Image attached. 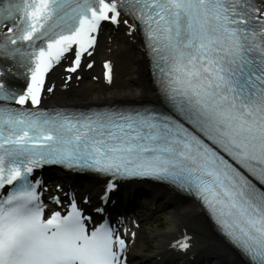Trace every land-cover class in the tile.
<instances>
[{
	"label": "snow or ice",
	"instance_id": "6c2138e0",
	"mask_svg": "<svg viewBox=\"0 0 264 264\" xmlns=\"http://www.w3.org/2000/svg\"><path fill=\"white\" fill-rule=\"evenodd\" d=\"M102 22L142 39L154 98L39 106L56 66L65 80L92 68ZM50 165L101 183L49 187ZM130 177L191 196L247 264H264V0H0V264H127L135 233L108 207Z\"/></svg>",
	"mask_w": 264,
	"mask_h": 264
},
{
	"label": "bare ground",
	"instance_id": "6f19581e",
	"mask_svg": "<svg viewBox=\"0 0 264 264\" xmlns=\"http://www.w3.org/2000/svg\"><path fill=\"white\" fill-rule=\"evenodd\" d=\"M90 59L92 68L82 66L67 80L63 67L56 66L47 76V83L53 86V90L44 91L45 101L51 104L98 105L139 103L154 98L148 63L139 37L126 33L122 24H118L114 31L102 29L99 32ZM105 60L113 65L111 83L104 76L102 63ZM87 62L83 60L82 64ZM63 180L57 179L59 184L65 183L62 186H69V182ZM45 184L49 187L55 185L48 180ZM79 185L77 194H91L99 187L97 181H83ZM149 198L151 210H164L165 225H159L161 229L143 228L141 231L145 236H137L136 233L134 237L130 236L127 254L145 262L155 260L154 264H243L212 232L194 202L161 187L154 188ZM184 233L190 237L189 246L184 250L170 247V242Z\"/></svg>",
	"mask_w": 264,
	"mask_h": 264
},
{
	"label": "rangeland",
	"instance_id": "374dc122",
	"mask_svg": "<svg viewBox=\"0 0 264 264\" xmlns=\"http://www.w3.org/2000/svg\"><path fill=\"white\" fill-rule=\"evenodd\" d=\"M97 86V85H95ZM164 209V208H163ZM165 212L164 210H159L157 211L150 219L144 221L142 223V226H140V231L143 230L142 228H147V227H158L161 229L159 225L164 226L165 225ZM139 236H145L142 232L139 233ZM146 241V240H145ZM149 243V241L147 242Z\"/></svg>",
	"mask_w": 264,
	"mask_h": 264
}]
</instances>
